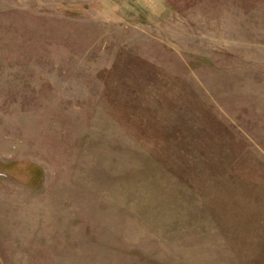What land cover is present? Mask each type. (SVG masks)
I'll return each mask as SVG.
<instances>
[{
  "label": "rangeland",
  "instance_id": "1",
  "mask_svg": "<svg viewBox=\"0 0 264 264\" xmlns=\"http://www.w3.org/2000/svg\"><path fill=\"white\" fill-rule=\"evenodd\" d=\"M0 264H264V0H0Z\"/></svg>",
  "mask_w": 264,
  "mask_h": 264
}]
</instances>
